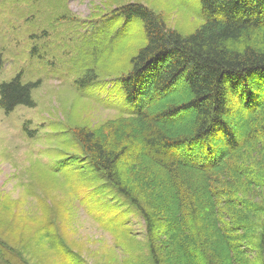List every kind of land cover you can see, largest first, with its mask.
<instances>
[{
  "label": "trees",
  "instance_id": "trees-1",
  "mask_svg": "<svg viewBox=\"0 0 264 264\" xmlns=\"http://www.w3.org/2000/svg\"><path fill=\"white\" fill-rule=\"evenodd\" d=\"M173 1L193 16L191 0ZM198 1L201 24L188 34L138 1L106 0L83 22L67 12L53 18L76 33L75 91L115 117L73 126L71 146L82 156L47 171L91 189V201L98 192L103 203L92 207L118 247L139 252L126 223L138 216L148 264H264V0ZM53 2L65 8L67 0ZM43 35L30 36L33 61L42 60ZM22 74L0 84L5 115L36 106L42 81ZM51 217L32 232L37 245L59 264H82ZM12 234L0 223V264H43L35 243Z\"/></svg>",
  "mask_w": 264,
  "mask_h": 264
},
{
  "label": "rangeland",
  "instance_id": "rangeland-1",
  "mask_svg": "<svg viewBox=\"0 0 264 264\" xmlns=\"http://www.w3.org/2000/svg\"><path fill=\"white\" fill-rule=\"evenodd\" d=\"M117 1L142 2L163 14L167 25L182 34H188L201 24L195 14L201 11L198 0H191L193 16L185 8L174 5L173 0ZM104 2L106 0H67L64 8L56 7L53 0L52 4L51 0L41 3L0 0V51L5 62L0 71V84L21 72L23 82L42 81L33 92L35 108L18 107L9 115L0 110V210H5L0 212V223L4 232H12L22 242L37 245V236L32 232L37 231L39 221L45 217L54 220L53 213L58 215L62 233L73 251L81 256L82 264H143V261L148 264L144 226L138 216L131 214L126 223L130 239L139 252L118 247L114 235L99 222L102 210L92 207L94 200L99 207L103 203L98 192L95 196L92 193L91 201V189L76 182L66 183L67 173L55 176L47 171L63 158L82 156L71 146L69 130L73 126H98L115 117L113 110L98 108L75 91L72 85L78 75L75 76L72 59L76 56L73 48L76 33L65 23L53 21L67 12L83 22L92 15L93 8H104ZM41 30L44 38L36 49L42 60L33 61L30 51L37 44L30 36L38 35ZM184 89L180 87L182 92ZM82 92L86 96L87 91ZM25 128L35 136L29 138ZM82 172L87 176V170ZM121 174L127 179L126 171ZM109 201L119 204L116 200ZM5 214L14 215L17 221L4 220ZM105 214L114 216L115 212L110 209ZM40 244L37 246L41 262L59 264L47 246Z\"/></svg>",
  "mask_w": 264,
  "mask_h": 264
},
{
  "label": "water",
  "instance_id": "water-1",
  "mask_svg": "<svg viewBox=\"0 0 264 264\" xmlns=\"http://www.w3.org/2000/svg\"><path fill=\"white\" fill-rule=\"evenodd\" d=\"M263 262H264V254H263Z\"/></svg>",
  "mask_w": 264,
  "mask_h": 264
}]
</instances>
